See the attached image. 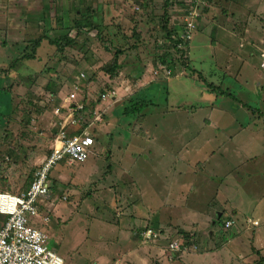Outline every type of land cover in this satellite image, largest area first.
Returning a JSON list of instances; mask_svg holds the SVG:
<instances>
[{
  "label": "rangeland",
  "instance_id": "obj_1",
  "mask_svg": "<svg viewBox=\"0 0 264 264\" xmlns=\"http://www.w3.org/2000/svg\"><path fill=\"white\" fill-rule=\"evenodd\" d=\"M101 1L102 4L100 0H48L46 6L41 0L1 1L7 13L0 19V28H25L24 35L17 29L9 34L13 39L23 35L24 44L10 45L6 47L8 51L0 49V68L5 70L26 49L30 53L29 43L42 36L51 40L66 33L77 44L68 48L66 56L57 55L54 59L51 53L55 48L45 40L40 60L12 64L13 71L22 69L25 75L32 76L13 95V112L19 122L12 126L8 148L0 144V153L8 155L0 164V187L22 192L36 169L32 155L48 152L37 147L42 138L36 135L48 125V117L43 116L51 111V102L47 107L40 104L49 99L55 85L59 87L64 79L70 85L79 75L83 88L95 82L93 95L98 96L108 89L105 85L109 80L100 69L120 49L123 54L118 62L126 95L120 107L133 102L131 89L137 88L136 83L143 77L147 82L152 78L155 83L141 90L137 99L150 104L133 116L123 115L124 110L119 109V150L103 144L86 162L68 166L62 161L54 167L50 174L54 197L48 202L51 214L45 203L38 217L28 218L30 225L56 244L64 264H163L160 260L165 257V264H242L229 246L221 247L220 252L214 250L227 241L219 236L228 239L240 227L248 231L245 236L239 233L236 237L235 241L241 243L240 238L247 241L253 229L264 225V69L259 58L264 49V0L200 1L197 6L202 9L182 54L188 58V70L181 65L182 56L174 50L166 58L170 63L162 64L160 57L161 44H165L164 49L168 46L166 33L181 35L188 24L191 26L187 17L193 0H171L168 7L163 5L164 0ZM141 2H147L144 9ZM82 6L94 11L96 30L77 35L75 31L56 28L60 20V28L72 27L76 10L84 9ZM174 62L172 71L166 65ZM56 74L63 77H55ZM210 86L215 90L210 92ZM0 101L8 102V94L2 92ZM59 109L68 115L67 108L58 106ZM95 112L92 119L99 122L101 112ZM74 113L72 124L67 125L77 129L80 120ZM3 114L4 105L0 103V129ZM92 141L95 150L97 137ZM126 145L137 154L123 159L135 163L129 167L132 174L125 187L120 185L119 168L126 166L117 156ZM184 165L193 170L180 178L185 191L162 209L159 206L165 202L168 190L182 188L171 178ZM152 169L169 173L158 181ZM16 174L18 180L13 183ZM110 186L112 189L108 190ZM126 194H131L134 206L123 200ZM150 194H156L159 200L146 210L142 201ZM221 211L220 225L218 221V225H213L215 212ZM45 215L50 219L47 224L41 220ZM228 219L236 226L226 228ZM255 221L259 226L253 225ZM144 222L150 223L152 229L162 227L167 237L152 240L146 228L141 232V241L134 233ZM193 228L199 230V236ZM170 242H182L183 249H191L167 251ZM173 254L182 259L171 260Z\"/></svg>",
  "mask_w": 264,
  "mask_h": 264
},
{
  "label": "crops",
  "instance_id": "obj_2",
  "mask_svg": "<svg viewBox=\"0 0 264 264\" xmlns=\"http://www.w3.org/2000/svg\"><path fill=\"white\" fill-rule=\"evenodd\" d=\"M1 1H3V0H0V19L4 18L5 13H7L6 10L4 9V6L1 5ZM41 2H42V6H44V5L46 6L48 4L47 3L48 0H41ZM102 3L103 2L100 0V4H102ZM42 14H43V11H42ZM25 21H26V19H25ZM24 28L25 27H19V28H16V29H17V31H20L24 35V32H23ZM16 29L14 27H11V26L8 27L7 29H3L2 27L0 28V49H5L6 47H9L10 45L21 46L22 44H24V42H23L24 36L23 35L21 36L22 38L21 37L15 38V39L10 38L11 35H9V34H12V32H14ZM58 29L62 30V28H60V27H58ZM6 32H7V34H6ZM41 49H42V44L39 47V49H37L35 58L31 59L29 61L40 60L41 59L40 58V50ZM5 50L8 51L7 48ZM23 54L24 53L21 52V54L16 55V57H14L12 59V62L6 67L5 70L3 68H0V94L2 92L8 94V102L4 103V102L0 101V103H2L4 105V113H5V114L2 115V123H1L2 124V128L0 129V144L2 143L3 146L5 145V149L8 148V146L10 145V144H7V143H9V141H10L9 140V136L13 134V132H11V130L13 129L12 126L15 123L17 124V122H19L15 118V112H13V95L18 90L17 87H19L21 89L24 88L25 87V85L23 84L24 80H29L31 78V76H32V75H29V76L25 75L22 72L23 71L22 69L20 71L17 70V72L12 70V64H16V63L20 64L21 62L28 61V60H21V56ZM10 55L12 56L14 54L12 53ZM51 55H52L51 56L52 58L57 59L56 56L58 55V53L54 49V51L51 53ZM8 59H10V58H8ZM120 71L121 70H119V74H118L117 77H115L113 80H108V83L105 85V87H107L108 89H104V91H107V93H104V91H101V92H99L98 96L95 97V95H93V93H95V91H96V88L94 87V83L95 82L89 83L87 85V87H86L87 88V94H88V102L87 103L89 104L91 101L94 102V108H93L94 112L96 111L95 113H98L97 111H100L101 112L100 115H101V119H102L99 122L98 121H94V119H92V121L89 122L87 129H85V131H84L92 140L95 137H97L98 142L101 141V144H98V142H97V146H96L95 150L92 149V147H91L89 156L91 154L97 153L98 152L97 148L99 146H102L103 144H106L105 145L106 147H112V149L114 148V150H119L120 149V145H119L120 142H118L119 139H117V138H119L118 135H120V132L118 130L120 128L119 124L121 122L120 121L121 117L118 115V113L119 114L121 113L120 110H119L120 108H122L124 110V108L127 107V104L125 106H123V107H120L121 105L119 104L123 100V98L126 96L125 93H124L125 92V85L123 84V80L121 78L122 77V73ZM56 76L58 78H62L63 77V76H61L59 74H56L55 77ZM78 76L75 77V79H73V81H72L73 83H71L70 85L67 84L68 81L65 82V79H64V81H61L62 84H60L59 87L57 85H55V90H53L54 91L53 93H50V95L48 97L49 99H47L45 101V103L40 104L43 107V106H46L47 103L51 102V105H50L51 111L49 110L43 116V117H46V116L48 117L47 118V119H49V122L47 123L48 125L47 126L46 125L43 126L40 129V131H39V133H41V134H37L36 135L37 138H38V135L41 136L39 138H42V139H39L40 144H37L38 145L37 147L41 148V149L43 148V150L47 149V151H48L47 153H42V154H36L35 153L34 156L32 155L31 158L33 160V166L36 169L40 166V163L43 161L45 156L50 153V150L55 145V136L58 133L60 127H64V129L66 127L67 128L65 130L66 133L67 132L68 133H72V132L74 133V130H76V127L74 125H73L74 127L67 125V123L68 124H70V123L72 124V119L71 118H72V116H73L72 114L75 112V110L74 111H69L67 109L69 111V113L67 115V113L62 112V109L57 110V107L61 106L62 108L65 109V108H67L70 105L74 106L75 104L80 103L79 100L82 99V93L85 91L86 88H83V85L81 84L83 79H80ZM106 77L108 79V76H106ZM138 78H136V79H138ZM143 78L140 79L136 83L137 88H132V89H131V87L129 88V89H131L133 91V93H132L133 95L130 97V98L133 97L132 100H135L137 98V95H138V93L141 90L144 91L145 88L147 89V87H149L150 85L155 83V80L150 78V77H149L150 81H148V82L145 81ZM73 84L79 85L80 88H81V91L76 94L77 96H76L75 100L70 102V100L68 98V95L72 91V85ZM96 84H97V89H98L99 88L98 87V83H96ZM60 86L62 88H60ZM34 94H37V93H34ZM102 97H103V99H102ZM128 105L130 106V103H128ZM56 110L58 111L57 113H56ZM121 114H123V113H121ZM28 123H29V121L25 122L24 125L28 126L27 125ZM3 127H5V129H3ZM52 129H53L54 132L50 131ZM46 130L50 131V132H48L49 134L45 133ZM12 136H11V140L13 139ZM101 137H102V140H101ZM114 142H116V144H113ZM92 146H93V141H92ZM107 149L109 150V148H106V150ZM129 149L130 148H128L127 145L126 146H122V153L117 156L118 159L121 158V162L123 161V159H128L130 157H134L137 154V152L135 150L132 151V149L131 150H129ZM100 150H101V147H100ZM8 152H9V150H7V153ZM13 153L15 154V151ZM179 154H177V156ZM4 156H8V155H6V154L4 155V154L0 153V164H1V162L4 161L3 160ZM99 158H100V156H99ZM172 158H176V156L173 155ZM84 162H86V161H84ZM122 164L125 165L127 168L126 167L124 168V166L120 165L121 168H119V169L122 170V171L119 172L120 173L119 181H120V185L121 186H125L126 187V186H128L127 182L130 181L129 180V177H130L129 175L132 174V172H131L132 167L131 168H129V167L130 166H135V163L134 162H130V161H127V162L123 161ZM184 166H185V168H182L179 172H173L174 176L171 178V181L175 179L178 182V185L180 187H182V184H183V182L180 180V178L182 179V176L184 174L193 172V170H191L188 166H186V165H184ZM107 168L110 169V167H107ZM34 172H33V174H34ZM151 172L155 175V178L158 181L162 180L161 177H162L163 174L167 175L169 173V171H165V170H160V172H159L158 169H152ZM50 178L51 177H49V183H50ZM17 180H18V176L16 174L14 179H13V183H15ZM31 181H32V179H29V181H27L28 183H27L26 187L23 189V191H25L29 187ZM109 183H113V180L110 181ZM112 186H110V188L108 190H111ZM19 187H20V185H19ZM2 188H4V189H2ZM6 188H7V186H4V187L1 186L0 187V191L9 192V193H17V192H13V191H7ZM103 188H106V187H103ZM50 189H51V194H52L50 200L52 201V198L54 197V193L52 191L51 184H50ZM182 190L185 191V189L183 187L180 190H178V191H174V190L170 191V190H168V192L166 193V196H165V200H164L165 202L164 203L162 202V204L159 207H161L163 209L167 205H169L170 202L172 203V201L177 200L179 195L183 194ZM170 192H171V195L169 197V193ZM149 196H150V198H149ZM139 198H140V196H139ZM147 199H148L149 202L146 201ZM123 200L126 202V204H131L132 206L135 205V203L132 204V202L130 201L131 200V194H126L124 196ZM158 200L159 199H158V196L156 194L155 195H152V194L147 195V198H145L144 201H142L143 202L142 206L144 208H146V210H147L148 208H150V207L152 208V206L157 205L155 202H158ZM48 202H46L47 203L46 207L50 208V214H51L52 210H51V206L49 204L50 202L49 203ZM117 202L119 203V200ZM44 204H45L44 202L43 203L41 202L40 203V207L42 208V206H44ZM183 205L186 206L185 204H183ZM183 205L179 204V206H183ZM41 210L42 209H40V211ZM221 215H223V211H221L219 213L215 212L214 219H213V221H214L213 225L216 224L217 221H218V224L220 223L219 222V218L221 217ZM232 215H235V214H232ZM199 217L200 216H198V218ZM204 218L205 217H203V219ZM133 220H134V218H133ZM227 221L232 223V225H231L232 228L236 226L235 222L233 223V220L228 219ZM139 222H141V220H139ZM151 223H152V221H151ZM218 224H216V225H218ZM149 225H150V223L144 222L141 225V227H139L135 231L134 235L136 237H138L140 232H142L146 228H150ZM165 225H166V223H165ZM169 226L170 225L168 224L167 227H166L167 231H169L168 230L170 228ZM260 226L258 227V229H253L254 230L253 233L256 230H257V232H255L254 234L252 233L251 235L249 234V236L246 238L247 241H244V240H242V238H240L241 239V243H237L235 241L236 237L238 236L239 233H244L243 236H245L246 232H248V231H244L240 227H237V229H238L237 231L234 228L235 229L234 232L235 231L236 232L233 233L232 236L230 238H228V239H224V237H225L224 235H223V238L221 236H219V238H221L222 240H227V241L226 242L222 241L223 244L218 246L216 248V250H214V251L215 252H220V250H221L220 248L221 247L229 246V248L228 247H226V248L230 249V251L233 252L234 256H236L238 258V260L242 264H252L254 261H256V259H258L259 256H264V225L262 227H260ZM161 228H159V229H161ZM260 228H262L261 229L262 231H260ZM241 230H242V232H241ZM160 231H161V233H163V237L166 238L167 237V233L164 232L163 229L160 230ZM179 231H181V230H178V233H180ZM194 231L197 232L198 236L200 235L199 230L197 231V229H194ZM140 240H141V238H140ZM251 248H252V250H251ZM164 252H165L164 249H163V251L160 250V256L161 257H163ZM252 252H254V253H252ZM154 253H157V252L156 251L152 252V256L154 255ZM181 257L182 256H180V260L182 259ZM253 257H255V258H253ZM165 259H167V258L165 257ZM165 259L161 258L160 261H162V263L165 264L164 263ZM244 259H246V260H244Z\"/></svg>",
  "mask_w": 264,
  "mask_h": 264
},
{
  "label": "built area",
  "instance_id": "obj_3",
  "mask_svg": "<svg viewBox=\"0 0 264 264\" xmlns=\"http://www.w3.org/2000/svg\"><path fill=\"white\" fill-rule=\"evenodd\" d=\"M200 1L192 2L194 6L187 17L192 24L191 26L188 24L183 29L180 35L182 39L191 38L199 16L200 9L197 5ZM259 58L260 66L264 69V49L259 52ZM79 88V85H72V91L68 95L70 102L75 100L76 94L80 91ZM80 108L79 103L67 107L69 111H77ZM91 147L92 139L86 133L68 135L64 127H60L55 136V145L35 170L29 187L19 193L0 191V216L4 217L0 219V264H64L56 244L43 231L32 227L28 218L38 217L40 203H46L51 199L49 177L54 167L62 161L69 166L83 163L89 157ZM41 220L47 224L50 219L45 215L41 217ZM253 225L257 226L258 223L255 221ZM230 226L231 222H226L225 227ZM148 232L154 240L156 235L150 230ZM182 244V242H170L167 251L170 249L173 252H187L191 249L186 246L183 249Z\"/></svg>",
  "mask_w": 264,
  "mask_h": 264
},
{
  "label": "trees",
  "instance_id": "obj_4",
  "mask_svg": "<svg viewBox=\"0 0 264 264\" xmlns=\"http://www.w3.org/2000/svg\"><path fill=\"white\" fill-rule=\"evenodd\" d=\"M150 1H152V0H150ZM201 1H204V0H201ZM205 1L208 2V0H205ZM136 4H138V3L136 2ZM171 4H172L171 0H164V2H163V5L165 7H168ZM139 5L142 9H144L147 5V2H141ZM193 6H194V3H193ZM83 8L84 9H81V7L77 8V10H76L77 13H76L75 19L72 22V27L62 26V29L64 32L71 30V31H75L76 34L78 35V33L82 32V31H89V30H96L97 29L95 24H94V21H93V17H94L93 12L94 11L92 12V9H90L89 7H83ZM199 9L201 10L202 7L201 8L199 7ZM187 12H188V10H187ZM58 21H59V19H58ZM196 22H197V19H196ZM59 23L61 25H63L62 21L60 20V22H56V25L54 24L56 26V28L59 27L58 26ZM192 34H193V32H192ZM174 35H175V32L174 33L173 32H171V33L167 32L166 33V35H165L166 41L168 42L167 49H164V45H165L164 43L161 44V46H163L161 49H163V50H161L162 53H161V57H160V59H161L160 62L162 64H168L171 62V61L166 60L167 55L169 53H171V50L178 52L182 56V54L184 53V51H183L184 48L187 47V44H189V42L191 41V38L189 40L182 39L180 37V34H177L176 36H174ZM173 37H174V39H173ZM191 37H192V35H191ZM45 40L47 41V43H49V45L54 46L55 51L58 53L59 56L60 55L66 56L68 54V48L73 47L74 45L77 44L76 40L69 37L66 33L61 34V35L57 36V38H54L51 40L49 38H47L46 36H42V37H39V38L31 41V43H29L30 47H28V48H30L29 49L30 53H28L27 49H26L24 54L21 56V60L34 59L37 49H39V47L41 46V44H43V42ZM161 46L156 45V47L159 49ZM122 54H123L122 50L118 49L117 51H115L113 53L110 60L103 64L104 67H101L100 71H102L103 74L107 75L109 80H113L115 77H117L119 70L121 68L120 64L118 62V59H119V56H121ZM187 59H188L187 57L185 58L182 56L181 60H180L181 65H183L185 68L187 67L188 62H189ZM173 65L175 66V62L172 65L170 64V65H166V66H168L173 71L174 70ZM170 74H171V72H169L168 75H170ZM79 90L81 91V88H79ZM213 90H215V88L213 86H210L209 91L212 92ZM79 101H80L79 105H81V108L78 109L76 113H74V117L80 120V125L74 131L79 133V134H83V133H85L84 131H85V129H87L90 120L93 118L94 102L91 101L89 104L87 103L88 102L87 90H85L82 93V99ZM148 104H150V101L145 100V99H144V101L143 100L138 101V99L136 98L135 100H133L132 104L130 103V106L127 104V107L124 108L123 115L133 116V115L139 113V108H141V107L143 108V107L147 106ZM72 133H70V134H72ZM32 176L33 175H31L30 179L33 178ZM40 209H41V207H40ZM258 226H259V224H258ZM154 228H157V227H154ZM159 228H161V227H158V229H152L151 227L148 228L150 231H152L156 235L155 239L163 237V233H161V231H160V230H162V228L161 229H159ZM138 237L141 239L143 238L141 235V232H140ZM174 256H176V258ZM180 256L178 255L179 259H180ZM178 257H177V254H173L171 257V260H173V258L177 259ZM263 263H264V256H259L258 259L256 261H254L252 264H263Z\"/></svg>",
  "mask_w": 264,
  "mask_h": 264
}]
</instances>
